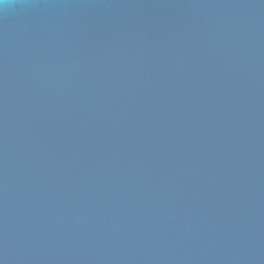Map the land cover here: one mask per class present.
<instances>
[{"label":"water","instance_id":"obj_1","mask_svg":"<svg viewBox=\"0 0 264 264\" xmlns=\"http://www.w3.org/2000/svg\"><path fill=\"white\" fill-rule=\"evenodd\" d=\"M0 264H264V0H3Z\"/></svg>","mask_w":264,"mask_h":264},{"label":"clouds","instance_id":"obj_2","mask_svg":"<svg viewBox=\"0 0 264 264\" xmlns=\"http://www.w3.org/2000/svg\"><path fill=\"white\" fill-rule=\"evenodd\" d=\"M0 3H3V0H0Z\"/></svg>","mask_w":264,"mask_h":264}]
</instances>
